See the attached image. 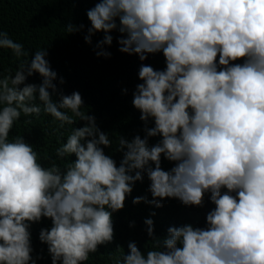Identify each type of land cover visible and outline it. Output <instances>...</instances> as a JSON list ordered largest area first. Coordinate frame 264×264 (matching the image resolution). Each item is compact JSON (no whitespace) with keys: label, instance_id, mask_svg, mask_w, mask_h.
<instances>
[{"label":"clouds","instance_id":"9594fccd","mask_svg":"<svg viewBox=\"0 0 264 264\" xmlns=\"http://www.w3.org/2000/svg\"><path fill=\"white\" fill-rule=\"evenodd\" d=\"M86 15L91 27L85 43L104 34L98 57L110 56L102 49L111 45L114 30L121 53L140 61L163 54L165 69L142 64L143 82L133 93L145 135L118 137L123 157L117 166L104 152L112 147L109 134L81 111L80 93L53 100L57 73L45 49L0 78V264H29L28 229L42 217L51 220L39 239L52 264H83L99 245L112 242V213L143 175L157 208L165 198L201 206L210 193L214 209L205 228L169 227L163 239L145 220L152 247L142 252L130 242L116 264H264V0H99ZM82 28L65 26L67 33ZM0 49L28 55L3 31ZM238 60L243 63H233ZM33 74L41 82L25 83ZM42 110L61 128L74 124L73 117L85 122L56 151L58 158L75 156L64 168L55 161L42 166L21 136L9 140L22 113ZM161 156L174 163L170 170L161 168Z\"/></svg>","mask_w":264,"mask_h":264},{"label":"trees","instance_id":"16d2710c","mask_svg":"<svg viewBox=\"0 0 264 264\" xmlns=\"http://www.w3.org/2000/svg\"><path fill=\"white\" fill-rule=\"evenodd\" d=\"M99 0H0V31L23 46L27 56L17 57L9 49H0V78L15 74L22 63L31 59L32 54L40 49L47 51L46 59L53 71L57 73L58 92L52 98L59 101L60 94L71 95L79 92L83 99L81 109L87 115L93 116L97 127L109 134L112 147L105 148L106 155L116 162L117 166L123 153L116 151L118 137L129 141L136 135L144 137V123L140 120V112L133 107V93L136 86L143 81L138 77L142 64L150 65L154 70L165 69V59L162 52L150 54L144 61L137 55L121 53L117 40L118 30L112 36L110 46L102 50L110 53L105 58L97 56L96 44L103 39V33H95L91 43H85V36L91 27L87 11ZM71 24L79 29L67 33L65 26ZM118 24V21H117ZM218 62V57H217ZM233 63H243V60ZM63 78L64 83L59 80ZM41 78L37 74L28 77L25 83L39 84ZM23 87V85H21ZM35 103L40 104L39 100ZM68 115L72 113L68 111ZM74 124H64L41 111L37 115L24 116L14 123L9 132V140L16 136L31 145L38 154V162L49 166L55 161L61 168L75 160V156L58 158L56 151L67 141L73 128L84 126V121L73 117ZM153 122L149 120L148 127ZM160 137L149 139V146L155 145ZM174 166L161 156V168L165 171ZM143 175V174H142ZM150 181L143 175L141 181L135 182L132 192L128 194L121 210L112 213L114 236L110 243L99 245L95 253L89 254L83 264H116L128 253V244L134 242L137 247L146 252L152 247V238L147 235L145 220L153 221L154 237L163 239L169 227H180L191 224L193 227L205 228L206 215L214 209L210 202V193H205L201 206H185L178 199L165 198L160 201L161 207H155L148 191ZM224 191V190H222ZM234 195V193H233ZM136 197L145 198L138 204H133ZM154 213V215H153ZM51 220L41 218L39 222L29 226L31 240V261L29 264H52L47 245L39 239L42 229H50ZM119 248V249H118Z\"/></svg>","mask_w":264,"mask_h":264}]
</instances>
